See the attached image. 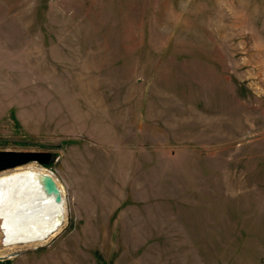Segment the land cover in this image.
<instances>
[{"label":"rangeland","instance_id":"374dc122","mask_svg":"<svg viewBox=\"0 0 264 264\" xmlns=\"http://www.w3.org/2000/svg\"><path fill=\"white\" fill-rule=\"evenodd\" d=\"M0 149L66 207L0 264H264V0H0Z\"/></svg>","mask_w":264,"mask_h":264},{"label":"bare ground","instance_id":"6f19581e","mask_svg":"<svg viewBox=\"0 0 264 264\" xmlns=\"http://www.w3.org/2000/svg\"><path fill=\"white\" fill-rule=\"evenodd\" d=\"M35 163L0 172V256L11 254L22 244L44 243L66 220L61 184L55 180L57 190L48 191L44 177L49 171ZM57 192L61 200L55 199Z\"/></svg>","mask_w":264,"mask_h":264},{"label":"water","instance_id":"95a60500","mask_svg":"<svg viewBox=\"0 0 264 264\" xmlns=\"http://www.w3.org/2000/svg\"><path fill=\"white\" fill-rule=\"evenodd\" d=\"M52 156L51 151L44 150L0 149V172L29 162H36L37 164L44 166L50 162ZM55 180L56 178L51 171H49L48 175L44 177V186L48 191L57 190ZM55 199L61 200L59 192L55 195Z\"/></svg>","mask_w":264,"mask_h":264}]
</instances>
